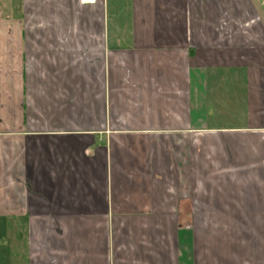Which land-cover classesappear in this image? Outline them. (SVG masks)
I'll list each match as a JSON object with an SVG mask.
<instances>
[{
    "label": "crops",
    "instance_id": "crops-1",
    "mask_svg": "<svg viewBox=\"0 0 264 264\" xmlns=\"http://www.w3.org/2000/svg\"><path fill=\"white\" fill-rule=\"evenodd\" d=\"M0 264H264V0H0Z\"/></svg>",
    "mask_w": 264,
    "mask_h": 264
},
{
    "label": "built area",
    "instance_id": "built-area-1",
    "mask_svg": "<svg viewBox=\"0 0 264 264\" xmlns=\"http://www.w3.org/2000/svg\"><path fill=\"white\" fill-rule=\"evenodd\" d=\"M94 0H82V2H92Z\"/></svg>",
    "mask_w": 264,
    "mask_h": 264
}]
</instances>
